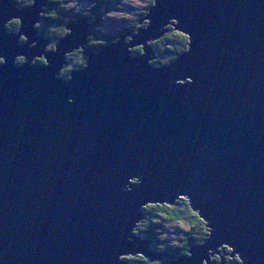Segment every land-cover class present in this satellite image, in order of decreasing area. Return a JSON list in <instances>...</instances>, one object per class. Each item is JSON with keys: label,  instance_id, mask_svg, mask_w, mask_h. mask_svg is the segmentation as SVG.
Instances as JSON below:
<instances>
[{"label": "water", "instance_id": "1", "mask_svg": "<svg viewBox=\"0 0 264 264\" xmlns=\"http://www.w3.org/2000/svg\"><path fill=\"white\" fill-rule=\"evenodd\" d=\"M42 4L0 0V264H215L218 246L264 264V0H154L144 27L97 50L78 17L51 53ZM170 18L188 47L150 65ZM80 48L85 65L62 76ZM179 198L208 234L162 255L132 228L146 203Z\"/></svg>", "mask_w": 264, "mask_h": 264}, {"label": "trees", "instance_id": "2", "mask_svg": "<svg viewBox=\"0 0 264 264\" xmlns=\"http://www.w3.org/2000/svg\"><path fill=\"white\" fill-rule=\"evenodd\" d=\"M18 2L20 7L28 6L33 3V0H14ZM148 6L144 12L138 14V17L128 27L115 32L112 35L100 34L97 31L99 25L100 15L96 8H91L85 15H93L94 19L90 21L88 28L86 45L91 49L97 50L103 46L116 42L122 34L126 31L135 32L140 27V20L148 12L149 8L154 3V0H146ZM45 11L42 14L41 21L34 25V27L43 35L51 37L54 42L50 43L47 47L54 49L55 42L68 33L66 24L69 21L75 19L77 15L64 14L66 2L65 0H48ZM73 11H75L73 9ZM79 15V14H78ZM147 23L143 21L142 27ZM20 26V20L14 19L6 24L7 29L17 30ZM167 32L160 38L151 42V48L154 52L155 66H162L169 64L180 53L186 51L188 47V36L178 30H175L172 26H167ZM74 51V52H73ZM72 52L66 55V59L69 61L68 68L64 71L68 77H70V71L81 68L86 63V57L83 55V49H74ZM133 54H140L143 49L142 46H138L133 49ZM17 62V61H16ZM143 209L145 213V219L139 226L138 233L143 236L142 238L151 240V247L159 254H175L181 255L187 252L190 245L200 244L207 237L208 230L205 226V222L198 216L197 212L193 211L186 198H179L174 205L169 204H149ZM175 226L179 231H182L183 244L180 246H168L167 240L161 239L159 230L164 226ZM166 258L160 256L159 259H150L144 256H133L129 260V264H166ZM232 264H238V258L235 256L231 260Z\"/></svg>", "mask_w": 264, "mask_h": 264}, {"label": "rangeland", "instance_id": "3", "mask_svg": "<svg viewBox=\"0 0 264 264\" xmlns=\"http://www.w3.org/2000/svg\"><path fill=\"white\" fill-rule=\"evenodd\" d=\"M47 1L43 0L42 9L44 11H45L46 6L48 4ZM65 2H66V5H65L64 9H66V10L65 11L63 10L64 14L77 15L76 16L77 18L78 17H91V19L89 20V23H90V21H92L94 19V16L93 15H85V14L87 13V11L89 9L96 8V6H97L98 12H99V14H101L100 20H99V25L97 27V31L100 34H105V35H112L115 32L120 31V30L128 27L138 17V14H140L141 12H144L145 8L148 6V2L146 0H65ZM24 7L27 8L28 6H24ZM73 9L75 11H73ZM42 14L43 13H39V16L42 17ZM14 19H16V18H12V19H10V21H13ZM143 20L145 21V18ZM171 20H172V18H170L168 20L169 23L166 24V26H170ZM10 21L7 20V24ZM40 21H41V19H40ZM73 21L74 20L69 21L68 23H71ZM142 24H143V22H141L140 27H138L139 29L142 28ZM9 31H15L16 33H18V29L17 30H10L9 29ZM126 32H128V31H126ZM134 33H136V31ZM38 35L44 36V38L47 39V42H44L43 49L45 50V52L51 53V49L47 46L50 45L51 42H53V39H51V37L43 35L40 32L38 33ZM19 36H20L19 37L20 42L22 44H24L25 42H24L22 34H20ZM130 39H131V37L128 35L125 40H126V42H128ZM151 42H152V40L147 41V43L150 45H151ZM32 46H35V44L31 43L29 45V47H31V48H32ZM137 47H138V44H135L134 46H131L128 48L133 53L132 50L137 48ZM155 56H156L155 54H153V55L150 54V59L148 61L150 65L155 66L153 63V61H155ZM41 59H44L45 62L43 64L46 65L48 61L44 57V54L37 55L34 58H32V63L39 62V61H41ZM0 60H1V58H0ZM15 60L17 61L16 62L17 64L23 65V63L26 61V57L16 56ZM67 61H69V60H67ZM67 65L70 66L72 64L69 65V63H68L60 69L61 75H63L66 78L68 76L66 74H64L63 70L68 68ZM157 67H159V66H157ZM71 71H73V70H71ZM185 82H186V80H183V79L175 80L176 84H184ZM128 181H129V183L132 182V180H128ZM178 197H183V195H178ZM148 203H146V204L149 205ZM146 204L143 205L142 207L144 208L146 206ZM142 213H143V217L137 219L135 226H133V228H132V233H134L138 236H141V235H139L137 229L139 228V226L143 223V221L145 219V213L143 212V209H142ZM157 230H159L158 235L160 236V238L167 240L166 243L169 247L170 246H177V245L180 246L183 244L182 231H179L177 229V227L166 225L161 230L160 229H157ZM142 237L143 236H141V238ZM145 243H146V249L148 251H150L148 248L147 242H145ZM217 248H218L219 253H215L213 256H209L210 257L209 260L211 262H214L215 264H221L222 260L224 261V264H230V260L233 257H235V255L226 257V246H218ZM138 255L141 256V254H137L136 256H138ZM131 257H133V255H130V254L118 255L119 259H125L127 261H129ZM164 258H167V257H164ZM203 263L207 264L205 260L203 261Z\"/></svg>", "mask_w": 264, "mask_h": 264}, {"label": "flooded vegetation", "instance_id": "4", "mask_svg": "<svg viewBox=\"0 0 264 264\" xmlns=\"http://www.w3.org/2000/svg\"><path fill=\"white\" fill-rule=\"evenodd\" d=\"M76 18H77V17H76ZM76 18H75V19H76ZM75 19H74V20H75ZM67 24H68V23H67ZM67 24H66V25H67ZM65 27H66V26H65ZM37 31H38V30H37ZM38 33H39V31H38ZM60 38H61V37H60ZM60 38H59V39H60ZM53 42H54V41H53ZM51 43H52V42H51ZM87 46H88V45H87ZM88 47H89V46H88ZM50 49L52 50V48H50ZM67 60H68V59H67ZM44 62H45L44 59H41V61H39L38 63H42V64H43ZM67 62H68V61H67ZM68 63H69V62H68ZM68 63H67V64H68ZM78 69H79V68H78ZM62 76H63V75H62ZM230 262H231V261H230Z\"/></svg>", "mask_w": 264, "mask_h": 264}, {"label": "bare ground", "instance_id": "5", "mask_svg": "<svg viewBox=\"0 0 264 264\" xmlns=\"http://www.w3.org/2000/svg\"><path fill=\"white\" fill-rule=\"evenodd\" d=\"M143 18H144V17H143ZM143 18H141V22H143V21H144V20H143ZM79 50H80V49H79ZM73 52H74V51H73ZM143 239H145V238H143ZM212 253H214V254H215V253H219V252H215V251H214V252H212ZM234 255H235V254H234ZM159 257H160V256H159ZM230 264H231V262H230Z\"/></svg>", "mask_w": 264, "mask_h": 264}, {"label": "snow or ice", "instance_id": "6", "mask_svg": "<svg viewBox=\"0 0 264 264\" xmlns=\"http://www.w3.org/2000/svg\"><path fill=\"white\" fill-rule=\"evenodd\" d=\"M0 63H2V60H0Z\"/></svg>", "mask_w": 264, "mask_h": 264}]
</instances>
